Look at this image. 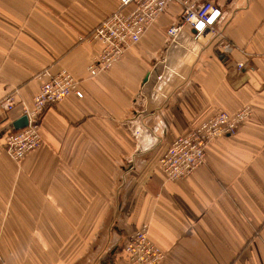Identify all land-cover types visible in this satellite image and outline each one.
<instances>
[{"label": "crops", "instance_id": "crops-1", "mask_svg": "<svg viewBox=\"0 0 264 264\" xmlns=\"http://www.w3.org/2000/svg\"><path fill=\"white\" fill-rule=\"evenodd\" d=\"M233 49L166 29L169 5L140 41L94 77L101 51L89 34L118 0H0V264H119L142 225L160 264H264V0H217ZM237 64L243 67L238 70ZM66 70L82 99L48 108L41 143L21 162L3 150L20 103L43 71ZM249 107L233 136L215 138L189 177L167 181L158 160L218 112Z\"/></svg>", "mask_w": 264, "mask_h": 264}, {"label": "built area", "instance_id": "built-area-1", "mask_svg": "<svg viewBox=\"0 0 264 264\" xmlns=\"http://www.w3.org/2000/svg\"><path fill=\"white\" fill-rule=\"evenodd\" d=\"M118 9L89 34V39L100 43L101 51L95 63L88 68L90 77L109 70L130 48L135 46L157 17L171 4L181 8L178 21L166 29V37L172 42L184 28L190 31L191 40L199 43L203 36L216 40L218 50L226 55L233 46L223 38L217 25L224 19L217 0H118ZM240 70L243 65L237 64ZM40 87L30 104L20 103L27 125L10 131L5 137L3 150L15 163L21 162L41 143V124L48 108L61 100L74 96L84 97L80 81L66 70L57 74L43 71L37 75ZM12 95L0 100V122L16 107ZM249 107L229 114L218 112L175 139L158 160V166L167 181L189 177L207 159V147L215 138L233 136L251 116ZM164 253L150 240L148 224H142L122 248L119 264H160ZM4 264V263H2Z\"/></svg>", "mask_w": 264, "mask_h": 264}, {"label": "water", "instance_id": "water-1", "mask_svg": "<svg viewBox=\"0 0 264 264\" xmlns=\"http://www.w3.org/2000/svg\"><path fill=\"white\" fill-rule=\"evenodd\" d=\"M27 125V120L25 116H22L21 118H19L18 120H16L12 126H13V130H19L24 128Z\"/></svg>", "mask_w": 264, "mask_h": 264}]
</instances>
